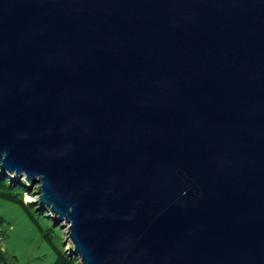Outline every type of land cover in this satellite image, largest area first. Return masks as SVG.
Segmentation results:
<instances>
[{"label":"water","instance_id":"1","mask_svg":"<svg viewBox=\"0 0 264 264\" xmlns=\"http://www.w3.org/2000/svg\"><path fill=\"white\" fill-rule=\"evenodd\" d=\"M0 170L80 264H264V0H0Z\"/></svg>","mask_w":264,"mask_h":264},{"label":"rangeland","instance_id":"2","mask_svg":"<svg viewBox=\"0 0 264 264\" xmlns=\"http://www.w3.org/2000/svg\"><path fill=\"white\" fill-rule=\"evenodd\" d=\"M5 173L25 179L23 174L15 175L7 171ZM25 182L28 186L22 193V199L28 203L37 198L38 182ZM41 207L44 210L41 214L38 211L33 212L40 230L20 205L0 197V215L4 218L0 224V250L3 251L4 261L8 264H51L56 251L44 233L49 234L56 247L64 249L69 255L72 254L66 223L53 217L45 205ZM77 261L80 264L78 257Z\"/></svg>","mask_w":264,"mask_h":264},{"label":"trees","instance_id":"3","mask_svg":"<svg viewBox=\"0 0 264 264\" xmlns=\"http://www.w3.org/2000/svg\"><path fill=\"white\" fill-rule=\"evenodd\" d=\"M25 181L26 179L23 177L11 176L6 174L5 171L0 170V197L12 202H16L18 205H20L41 230V227L39 226L33 212L38 211L41 214L44 210L41 207L42 204H40L37 200L29 201L28 203L23 201L22 193L27 188L26 186H28L27 182ZM43 216L46 217V215ZM3 220L4 218L0 215V224L3 222ZM44 236L49 239L56 251V256L51 264H79L76 256L72 254L69 255L64 249L56 247L50 240L48 233H44ZM4 257L5 255L3 251L0 250V263L1 261L5 260ZM3 264L8 263L4 261Z\"/></svg>","mask_w":264,"mask_h":264}]
</instances>
